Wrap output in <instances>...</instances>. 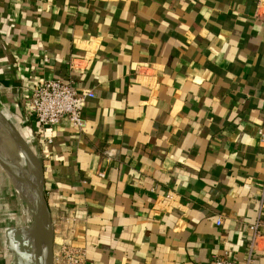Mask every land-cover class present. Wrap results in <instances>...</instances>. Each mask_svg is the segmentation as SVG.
I'll list each match as a JSON object with an SVG mask.
<instances>
[{
	"label": "crops",
	"instance_id": "1",
	"mask_svg": "<svg viewBox=\"0 0 264 264\" xmlns=\"http://www.w3.org/2000/svg\"><path fill=\"white\" fill-rule=\"evenodd\" d=\"M46 80L93 93L82 132L31 118ZM0 109L35 142L52 223L78 218L85 264L245 258L264 181V0H0ZM0 195V264H25L27 246L36 262L1 164ZM257 243L264 264V229Z\"/></svg>",
	"mask_w": 264,
	"mask_h": 264
},
{
	"label": "built area",
	"instance_id": "2",
	"mask_svg": "<svg viewBox=\"0 0 264 264\" xmlns=\"http://www.w3.org/2000/svg\"><path fill=\"white\" fill-rule=\"evenodd\" d=\"M259 10V8H258ZM93 98V93L81 94L71 82L62 80H46L38 83L32 90L28 98L30 116L40 129L57 125L61 120H66L70 126L82 132L86 127V121L82 117V110L87 99ZM259 140L264 147V132L258 133ZM107 157L111 154L105 152ZM48 157V154H45ZM100 178L103 173L98 174ZM260 211L256 220L249 225L251 233L246 245L245 258L242 261L231 259L227 254L213 258L211 264H256L255 250L257 242L262 236L264 223V181L260 192ZM78 218L70 209H66L55 222L52 223L62 229L61 242L53 249V264H85V248L74 244V235ZM222 223L221 218L217 219L216 224ZM55 233V232H54Z\"/></svg>",
	"mask_w": 264,
	"mask_h": 264
},
{
	"label": "water",
	"instance_id": "3",
	"mask_svg": "<svg viewBox=\"0 0 264 264\" xmlns=\"http://www.w3.org/2000/svg\"><path fill=\"white\" fill-rule=\"evenodd\" d=\"M0 128L5 130L15 143L19 152L30 162L37 264H53L54 234L50 211L44 196V172L40 154L36 149L34 140L22 130L17 129L11 123V119L6 117L1 109ZM4 236V244L7 250H10V245L14 238V229L6 228Z\"/></svg>",
	"mask_w": 264,
	"mask_h": 264
},
{
	"label": "bare ground",
	"instance_id": "4",
	"mask_svg": "<svg viewBox=\"0 0 264 264\" xmlns=\"http://www.w3.org/2000/svg\"><path fill=\"white\" fill-rule=\"evenodd\" d=\"M2 111V110H1ZM0 164L6 171L25 208L32 214L35 237V219L31 187V165L28 159L19 152L13 140L0 128ZM36 246V241H35ZM19 264H24L21 260ZM37 264V256L36 262Z\"/></svg>",
	"mask_w": 264,
	"mask_h": 264
},
{
	"label": "rangeland",
	"instance_id": "5",
	"mask_svg": "<svg viewBox=\"0 0 264 264\" xmlns=\"http://www.w3.org/2000/svg\"><path fill=\"white\" fill-rule=\"evenodd\" d=\"M22 130V129H21ZM23 131V130H22ZM2 166V165H1ZM17 192V191H16ZM0 198L2 199V195H0ZM3 213L5 212V215H7V217H9L11 215V212H10V209L9 208H6V211H2ZM26 215H27V222H28V228H27V231H28V236L29 238L31 239V233H32V228H33V219H32V214L26 210ZM9 227H12V223L10 221L9 223ZM8 227V228H9ZM32 246H27V251H26V254L27 256L25 257L24 259V262L26 260V263L25 264H32L33 262V259H30V256L32 255ZM32 258V257H31Z\"/></svg>",
	"mask_w": 264,
	"mask_h": 264
}]
</instances>
